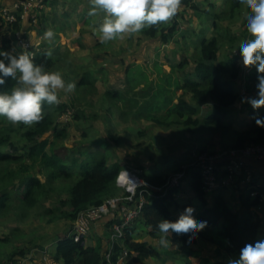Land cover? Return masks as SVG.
Returning <instances> with one entry per match:
<instances>
[{
  "label": "trees",
  "instance_id": "1",
  "mask_svg": "<svg viewBox=\"0 0 264 264\" xmlns=\"http://www.w3.org/2000/svg\"><path fill=\"white\" fill-rule=\"evenodd\" d=\"M45 1L47 4L49 0ZM226 1L227 6L224 7L223 12L215 13L212 16L214 29L212 36L202 35L200 41L198 40V44L195 42L197 45L194 46L193 52L195 53L193 55L184 54L182 59L171 60V72L166 74L162 82L158 83L156 87L152 85L143 65L137 64L134 67L133 64L128 66L124 76L129 91L109 90L107 92V95L115 100L114 102L118 103L119 101V109L123 117L130 114L156 126L164 128L176 126L178 129H184L189 133L198 132L218 136L225 131H235L233 122L228 120V113L239 101L237 83L244 68L239 60V52L237 54L234 52L224 58L220 57V50L222 45L225 44V40L222 41L218 21L236 19L238 13H241L245 8L240 7L237 0ZM52 2L54 5L55 0H52ZM180 6L187 10L190 9L196 14H202L201 7L195 0H181ZM3 7L0 3V9ZM246 11L248 17L250 13L247 9ZM46 13V9L41 10L43 18ZM41 14L37 13V23L32 24L30 30L41 32L44 27L43 18L40 17ZM185 14L180 15L179 18L188 19L189 16L187 17ZM66 17H69L68 14H66ZM247 17L245 19L246 23ZM179 18H171L168 21V27L161 31L165 42H169L171 38L175 37L179 30ZM0 20L3 21L1 16ZM4 24L3 21L1 29H4ZM84 24L95 25L89 16L85 18ZM159 25L145 28L141 32L153 36L152 34L156 32L155 30ZM26 26L27 22L24 24L19 15L18 21L8 25V29L16 32L26 28ZM190 27H193L192 24H190ZM28 36L30 37L29 33ZM249 36L251 35L249 34ZM80 37L78 41L81 44V49L88 48L85 43L79 40ZM82 40H84V37ZM0 41H2L0 48L8 50L7 47L10 46L11 39L0 38ZM235 41V36H232L230 44L233 45ZM100 45H104V43H97L96 46ZM189 46L190 44L185 43V47ZM190 51L193 53L192 50ZM92 54L93 56L97 55L96 52ZM34 59L37 63H42L45 70L51 69L56 64V59L46 51L35 54ZM177 70L181 71L180 76L175 74ZM97 71L102 73L103 68L86 71L80 78L78 86L86 88L90 92H96L97 77L95 72ZM137 75L140 76V80L146 82L144 90L137 93L143 100H140L139 97L130 96V92L137 84H134ZM15 85L16 82L9 79L0 91L10 92ZM245 89L251 91L253 87L248 83L245 85ZM180 90L183 92L177 96ZM205 104L209 106L206 111L203 108ZM71 110L72 102H63L53 110H49L48 105H45L42 109L43 118L40 122L30 127L20 123L19 129L30 128H28L26 136L33 143L26 148L25 152L21 153L22 155H16L3 149V146L11 143L12 136L10 132L14 129L9 121L0 117V122L10 123L9 126L1 128L3 130L0 129V211L7 210L12 204L14 200L12 198L13 191H17L16 201H18L19 208L29 210V208L36 207L42 199L50 196L52 192L57 191L54 183L58 179L72 178L75 173H80L76 183L68 188L67 198H61L57 206L52 209H56L52 211V219L63 217L74 222L85 210L93 206H99L111 198H107V195L104 196L108 186L115 184L116 187L121 188L117 184V176L125 168V163L119 152L112 153L114 148L117 152V148L113 143L116 140L114 137L101 135L95 138L94 141L90 139L89 144L83 147L75 146L73 149L64 147L67 151L72 150L73 155L70 152H66L65 155L59 153L57 148L59 142L69 138L70 132L68 130L69 122L62 120L59 124L57 118L59 116L63 117L67 113L70 114ZM75 118H83L81 111L76 112ZM141 131V133H145L144 130ZM48 132H53L52 136L44 139V135ZM237 134V137L227 145L226 149L238 148L249 143H264V127L257 126ZM83 137L87 138L88 133L84 131ZM91 138L93 137L91 136ZM94 145H96V149L91 150ZM204 151L206 150H201V152ZM192 159L193 154L190 156V161ZM26 160H30L31 164H25ZM10 163L21 165L15 170L7 166ZM189 163L173 171L175 174L183 170L186 171L185 177L176 186H168L169 175L149 172L144 164L138 165V168L143 170L142 174L139 175L145 179L148 185L138 189L134 200L137 203L143 197L144 204L140 216L124 229V235L114 243L112 256L114 262L120 256H123V264H152L150 259H155L159 261V264H164L170 256L175 261L182 260L185 261V264H192L191 258L199 253L197 246L200 241H206L217 245L216 252L218 256L227 260L225 262L214 258L212 264H228L230 259L238 258L239 250L245 244L264 239V219L259 211H256L262 208L264 204V202H261L260 197L252 198L250 193L246 196L242 194L240 198L242 207L238 212L230 207L220 192L214 195L213 201L210 203L208 194L203 188L202 173L190 166ZM36 166H39L40 173L44 172L47 177L46 181H43L37 171L35 173ZM184 180L190 185L191 199L195 198L203 207L201 211L195 212V207L190 202H186L182 206L178 204L176 195L184 191L182 184ZM262 183L264 185V177ZM259 192H264V187L259 188ZM122 204L133 207V203L129 200L124 201ZM172 208H174V211L192 209L195 212L193 219L195 221H207V226L198 232L194 238H177L180 241L178 251L162 249L149 240L136 237L138 226L145 227L147 234L152 239L161 237L162 234L159 233L156 227L159 221L166 218L175 223L180 218L172 211ZM116 215L109 219L110 215L103 220L106 230L113 231L114 225L121 223L120 211H117ZM262 233L263 235H261ZM97 239L99 241L97 244H89V235L79 242L68 235L60 237L54 245L52 258L60 264H108L105 256L107 248L104 247L103 238ZM189 239L193 240L190 246L188 245ZM176 254H180L179 256L183 259H177ZM25 255V251L18 248L14 252L8 253L5 259L0 260V264H20L19 260L24 258Z\"/></svg>",
  "mask_w": 264,
  "mask_h": 264
},
{
  "label": "rangeland",
  "instance_id": "2",
  "mask_svg": "<svg viewBox=\"0 0 264 264\" xmlns=\"http://www.w3.org/2000/svg\"><path fill=\"white\" fill-rule=\"evenodd\" d=\"M195 1L201 7L202 14H196L190 9L187 10L179 5L177 14L174 17L179 18L180 15L186 13L185 15L189 16L188 19L190 21L179 18V30L169 42H165L161 35V31L169 25L166 22L161 23L156 28V32L152 34L153 36L145 35L142 32L132 35L123 34L121 37L105 42L104 45L98 47L96 45L100 43V40L97 29L103 23L104 13H98L96 16L91 17L95 25L84 24V20L88 16L90 0H55L54 5L52 0H49L46 4L47 8L53 6L50 11L48 10L49 14H46L43 18V14L39 11L40 17L43 18L44 27L40 33L38 30H31V38L34 41H44V43L38 47L35 46V51H41V53L46 51L56 59V64L51 69H47V71H59L63 74L66 83L71 82L76 85L75 89L71 92L61 90L58 93L60 98L59 104L72 102L70 114L67 113L63 117L58 115L59 117L57 118L59 124L62 120L69 122L68 130L70 132V137L58 144L57 148L60 154L65 155L66 152H70L73 155L72 150L67 151L64 147L69 149H73L75 146L83 147L89 144L90 139L94 141L95 138L101 135L104 137H114L116 140L113 143L117 148V152L114 148L112 153L116 154L119 152L121 154L125 163V170L133 174H142L143 170L139 169L138 165L144 164L149 172L163 173L171 177L175 174L173 171L176 168L183 167L189 163L191 154L203 153L201 152L202 149L206 150L204 152H214L216 150L221 152L226 150L227 145L237 137L238 132L250 130L258 126L256 118H264V107L259 110H253L250 104L241 102L243 97H256L257 71L255 67H244L240 55H238L239 60L244 70L237 83L239 101L228 113V120L233 122L235 131H225L223 134L213 136L207 133H189L184 129H178L176 126L168 128L156 126L130 114L123 117L120 113L119 101L116 103L111 96L107 95L109 90L129 91L124 75L128 66H132L133 64L134 67L137 64L143 65L146 68L145 70L149 75L152 85L156 87L158 83L162 82L163 77L171 72V60L182 59L184 54L188 56L190 54L193 55L195 53L193 52L194 46L198 44V40L200 41L202 38L201 36H212L214 33L212 16L215 13L223 12L224 7L227 6V1ZM0 3L3 6L9 5L8 2L5 4V0H0ZM66 14L69 17H66ZM246 17L247 11L243 9L241 13H238L236 19L218 21L222 41L225 40V44L222 45V49L220 50L221 58L234 52L237 54L239 47L252 38L246 30ZM71 24L73 25L71 26ZM190 24L193 27H190ZM48 29L53 30L55 33L52 41H45L43 38L44 32ZM58 32H61V37H58ZM232 36H235L236 39L233 45L230 44ZM79 37V40L85 43V46L88 48L81 49V44L78 41ZM83 37L84 40H82ZM10 43V46L7 47L8 50H15L16 52L28 51L18 45L14 33ZM185 43L190 44V46L185 47ZM1 45L2 41H0ZM93 52H96L97 55L93 56ZM100 67L103 68L102 73L95 72V76L97 77L96 92L93 93L86 88L78 86L80 78L86 71L98 70ZM175 74L180 76L181 71L177 70ZM145 83L137 75L134 83L136 86L130 92V96L139 97L140 100H143L137 93L144 90ZM248 83L253 87L251 91L245 89V85ZM182 92V90L178 91L177 96L181 95ZM58 105H48V109L53 110ZM203 108L206 111L209 109V106L205 104ZM80 111L83 118L76 119V112ZM9 124L0 122V129L9 126ZM11 125L14 129L10 132L12 136L11 143L3 146V149L11 151L16 155H22L21 153L25 152L26 148L33 144L26 136V132L30 126L19 129V124L11 123ZM141 130H144L145 133H141ZM84 131L88 133L87 138L83 137ZM52 134L53 132H48L43 138H49ZM95 149L96 145L91 148V150ZM25 164H31V161L26 160ZM20 165L18 163H10L7 166L10 169L17 170ZM34 171L35 173L36 171L38 172L43 181L47 180L44 172H39V166H36ZM79 174L75 173L72 178L68 179H58L54 183L57 191L52 192L50 196L42 199L36 207L29 208V210L19 208L17 205L18 201H16L17 191L12 192V198L14 199L12 204L7 210L0 211V260L5 259L8 253L22 248L26 255L19 260L21 264H60L52 258L54 245L60 237L68 234L75 221L71 222L63 217L52 219V211L56 210L52 209L57 206L61 198H67L68 188L76 183L79 179ZM182 184L184 191L176 195L178 204L182 206L186 202H190L194 205L195 212L202 209L203 207L195 198L191 199L192 195L188 182L184 180ZM219 192L223 194L234 211L238 212L241 210V190L226 188L219 190L217 193ZM215 194H208L210 203H212ZM244 194L243 196L248 195L249 191ZM106 195L108 198L125 196L126 193L124 189L111 184L108 186V190L104 196ZM262 207L259 213L263 214L264 219V206ZM63 208L65 209V207ZM174 208H172V211L177 216L183 215L184 211H174ZM115 215H112L109 219ZM104 228L106 227L104 226ZM111 232L113 231L108 229L105 231L106 239L102 240L105 241V249L107 248V239L110 237ZM137 232L136 237L138 239L149 240L162 249L171 251H178L180 249L179 239L172 238L171 235H169L165 244H161V237L152 239L147 234L145 227L138 226ZM97 238H101V235L97 231L96 223H94L89 232L88 243L95 244V241L98 243ZM197 247L199 253L197 256L191 258L192 264H212L214 258L227 262L225 258L218 256L216 252L217 245L200 241ZM179 255L176 254L177 259H183ZM184 262L182 260L175 261L173 257L169 256L164 264H185ZM150 263L159 264V261L150 259Z\"/></svg>",
  "mask_w": 264,
  "mask_h": 264
},
{
  "label": "clouds",
  "instance_id": "3",
  "mask_svg": "<svg viewBox=\"0 0 264 264\" xmlns=\"http://www.w3.org/2000/svg\"><path fill=\"white\" fill-rule=\"evenodd\" d=\"M180 2L181 0H90L87 14L94 17L98 13H104L103 23L98 26L97 32L100 42L105 43L123 34H136L145 28L168 22L177 14ZM237 2L250 13L247 17L246 30L252 37L239 47V55L244 67H255L258 80L256 97H243L241 102L250 104L253 110H259L264 107V0H237ZM46 8L47 6L44 9ZM54 36L55 33L51 29L43 34L45 41H52ZM9 79L15 81L16 85L10 92L0 91V117L12 124L22 123L25 126L41 121L42 109L45 105H58L60 103L58 93L61 90L71 92L76 87L74 83H66L61 72L45 70L42 63L35 61L31 52L0 49V89L4 88ZM256 124L264 127V118H256ZM118 176L117 184L123 179L122 175ZM124 191L126 193L125 189ZM259 210L261 208L257 211ZM110 215L91 223L88 233L82 238L89 235L94 223L97 224ZM194 215L192 209H186L175 223L166 218L161 219L156 226L162 234L161 244L166 243L169 235L172 238H194L202 231L207 226V221H195ZM73 226L67 234L72 238ZM114 231L115 229L107 239L106 252L112 244L111 237ZM192 242L193 240L189 239L188 245L190 246ZM228 264H264V239L245 244L239 250L238 258L230 259Z\"/></svg>",
  "mask_w": 264,
  "mask_h": 264
},
{
  "label": "built area",
  "instance_id": "4",
  "mask_svg": "<svg viewBox=\"0 0 264 264\" xmlns=\"http://www.w3.org/2000/svg\"><path fill=\"white\" fill-rule=\"evenodd\" d=\"M45 7V0H16L13 4L1 8L0 16L5 22V30L1 29L3 21L0 20V38L11 39L14 33L18 45L27 49L35 56L38 51H35L34 47L42 45L43 41H34L31 38L32 31L30 27L32 24L37 23V13ZM19 15L24 24L27 22L26 28H22L16 32L9 30L8 25L17 22ZM28 33L30 37H27ZM32 48L34 49L33 52ZM249 158L264 161V143H249L238 148H228L221 152H199L193 155V159L189 165L202 173L203 188L207 194H215L219 190L233 188L241 190L242 193L249 191L253 198L259 196L261 202H264V192H259V188L264 187L261 182V177L263 178L264 176L257 175L249 166ZM121 175L123 179H121L118 185L126 190V195L111 198L104 204L85 210L79 215L71 231L74 240L78 242L88 233L91 223L120 211L122 222L114 226L115 233L112 235V244L105 255L108 264H123V256H120L116 262L112 260L114 243L124 235V229L130 226L141 214L144 199L141 197L135 203L134 196L137 194L138 189L148 185L139 173L133 174L132 172L123 170L119 173L118 177ZM185 175V170L172 175L169 178L168 186L179 185ZM126 200L132 202L133 207L122 204Z\"/></svg>",
  "mask_w": 264,
  "mask_h": 264
},
{
  "label": "crops",
  "instance_id": "5",
  "mask_svg": "<svg viewBox=\"0 0 264 264\" xmlns=\"http://www.w3.org/2000/svg\"><path fill=\"white\" fill-rule=\"evenodd\" d=\"M15 0H5V4H8L11 5ZM53 6H49L48 8H46V14L48 15L49 12L48 10L50 11V9H52ZM61 32H58V37H61L60 35ZM248 164L249 166L254 170V172L259 175V176H264V161H261V160H257L255 158H249L248 159ZM262 177H261V182H262ZM264 206V204H263ZM263 208V207H262ZM203 209V208H202ZM202 209L198 210V211H201ZM261 214V213H260ZM261 216H263V214H261ZM104 224L105 222L104 221H99L96 225H97V231L98 233L101 235V237L103 238V240L106 239L105 237V231H106V228H104ZM98 240V239H97ZM95 244H97V241H95ZM103 244H104V247H105V241H103Z\"/></svg>",
  "mask_w": 264,
  "mask_h": 264
}]
</instances>
